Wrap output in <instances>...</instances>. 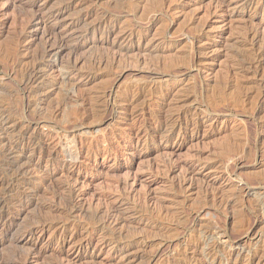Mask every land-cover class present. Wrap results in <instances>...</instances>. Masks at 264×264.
<instances>
[{
    "label": "rangeland",
    "instance_id": "rangeland-1",
    "mask_svg": "<svg viewBox=\"0 0 264 264\" xmlns=\"http://www.w3.org/2000/svg\"><path fill=\"white\" fill-rule=\"evenodd\" d=\"M263 40L264 0H0V264H264Z\"/></svg>",
    "mask_w": 264,
    "mask_h": 264
},
{
    "label": "bare ground",
    "instance_id": "bare-ground-1",
    "mask_svg": "<svg viewBox=\"0 0 264 264\" xmlns=\"http://www.w3.org/2000/svg\"><path fill=\"white\" fill-rule=\"evenodd\" d=\"M41 19V18H40ZM31 27V26H30ZM64 41V40H63ZM264 41V40H263ZM263 44V43H262ZM264 45V44H263ZM252 47H253V45H252ZM260 47H261V45H260ZM249 48V47H248ZM255 49V48H254ZM261 49V48H260ZM245 50H246V48H245ZM248 50V49H247ZM256 50V49H255ZM258 50H259V48H258ZM264 50V49H263ZM242 52H243V50H242ZM247 53L249 52V51H246ZM253 52V51H252ZM252 52H250V53H252ZM259 52H260V50H259ZM247 53H244L245 55L243 56V57H245L246 56V54ZM261 53V52H260ZM53 54V53H52ZM253 54H254V52H253ZM262 54V53H261ZM248 55V54H247ZM256 55V54H255ZM258 55V54H257ZM260 55V54H259ZM250 56V54L248 55V57ZM263 56V55H262ZM242 56H241V58H243ZM247 57V56H246ZM245 57V58H246ZM254 57H259V56H254ZM241 58H240V60H241ZM249 58H253V57H249ZM258 59V61H259V58H257ZM242 60H244V59H242ZM246 60V59H245ZM248 62H249V60H247ZM252 61V59H250V62L249 63H252L251 62ZM253 62H255V60H253ZM261 62V61H260ZM240 63H242V64H244L245 62H243V61H241ZM256 64V63H255ZM245 65V64H244ZM254 65V64H253ZM243 66V65H242ZM246 66H248V64L246 65ZM251 66H252V64H251ZM255 66H257V65H255ZM245 68V67H244ZM249 67H247V69L246 70H249L248 69ZM39 69V68H38ZM32 71V70H31ZM180 71V70H179ZM183 71V70H182ZM29 72V71H28ZM31 74H32V72H31ZM163 74H164V72H163ZM168 74V73H167ZM170 74V73H169ZM171 74H172V72H171ZM170 74V75H171ZM29 75H30V72H29ZM24 78H25V76H24ZM27 78V77H26ZM32 78V77H31ZM264 78V77H263ZM260 80V79H259ZM31 81V80H30ZM264 81V80H263ZM26 83V82H25ZM259 84V83H258ZM199 85V84H198ZM27 87V86H26ZM198 87V86H197ZM147 90V89H146ZM114 93V92H113ZM112 96V95H111ZM113 97V96H112ZM188 97H190V96H188ZM183 100H184V98H183ZM109 107V106H108ZM105 109V108H104ZM102 110V109H101ZM107 112V111H106ZM209 112V111H208ZM105 113V112H104ZM108 119V118H107ZM39 125V124H38ZM51 127V126H50ZM70 127V126H69ZM74 127V126H73ZM71 128V127H70ZM63 129V128H62ZM72 129V128H71ZM65 130V129H64ZM73 130V129H72ZM67 131V130H66ZM70 131V130H69ZM65 134V133H64ZM67 135V134H66ZM254 145V144H253ZM71 148V147H70ZM72 150V149H71ZM71 150H70V152H71ZM250 151V150H249ZM75 152H76V150H75ZM71 155H72V153H70ZM77 154V153H76ZM73 157H75V156H73ZM76 157H78V155L76 156ZM248 184V183H247ZM248 186V185H247ZM246 190V189H245ZM250 190V189H249ZM264 203V202H263ZM262 203V204H263ZM255 224V223H254ZM252 229V228H251ZM253 230V229H252ZM248 233V232H247ZM245 236V235H244ZM234 237V236H233ZM259 245V244H258ZM264 250V249H263ZM260 253V252H259ZM263 253V252H262ZM257 255V254H256ZM259 256V255H258ZM253 257V256H252ZM262 257V256H261ZM263 258V257H262ZM250 259H251V256H250ZM254 259V258H253ZM237 260V259H236ZM236 260H234L233 262H231V261H229V260H227V261H225V262H221L220 264H237V261ZM249 260V259H248ZM239 261V260H238ZM259 261V260H258ZM249 262H251V260H249L248 261V263H247V261H246V263L247 264H249Z\"/></svg>",
    "mask_w": 264,
    "mask_h": 264
}]
</instances>
